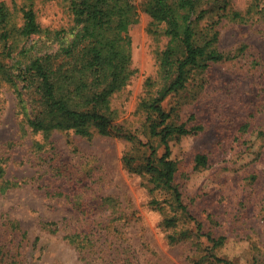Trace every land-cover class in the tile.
<instances>
[{"label":"rangeland","instance_id":"rangeland-1","mask_svg":"<svg viewBox=\"0 0 264 264\" xmlns=\"http://www.w3.org/2000/svg\"><path fill=\"white\" fill-rule=\"evenodd\" d=\"M133 1L132 75L112 96L111 106L117 125L146 141L145 114L138 105L146 78L156 77L168 37L162 26L149 31L143 0ZM228 1L230 10H250L249 19L223 18L218 47L235 56L193 73L186 89L168 100V106L178 103L189 126H201L195 134L170 140V158L177 162L175 180L190 214L202 231L225 238L215 252L235 264H264V0ZM0 2L11 10L13 25L8 39L0 40V180L19 183L0 193V264H209L201 260L210 245L205 237L169 242L171 230L162 223L174 214L169 196L151 191L147 174L124 167L123 156L134 148L126 136L54 131L44 142L27 127L20 101L31 93L21 88L18 61L55 49L58 41L19 35L23 0ZM34 9L49 30L72 24L66 0H34ZM197 154L207 156L205 167L194 168ZM77 195H82L81 209L74 203ZM84 209L91 217L84 218ZM78 228L93 240L83 250L66 238ZM177 229L195 232V225L183 217Z\"/></svg>","mask_w":264,"mask_h":264},{"label":"trees","instance_id":"trees-1","mask_svg":"<svg viewBox=\"0 0 264 264\" xmlns=\"http://www.w3.org/2000/svg\"><path fill=\"white\" fill-rule=\"evenodd\" d=\"M66 1L72 24L55 30L39 24L34 0H23L18 9L22 18V24L16 27L19 35L25 39L40 35L58 41L55 49L32 54L25 63L18 61L17 78L22 83L21 88L31 93L27 101H20L27 127L33 133L42 134L44 142L54 131H72L84 137L93 133L126 136L134 148L133 152L123 156L124 167L128 171L147 174L153 185L151 191L161 189L169 196L166 200L174 214L165 215L162 222L171 230L169 242L190 238L193 234L205 237L210 245L205 248L202 261L235 264L215 252L225 238L202 231L201 222L190 214L183 201L175 180L178 165L170 158L169 142L174 137L195 134L201 126H189L177 109L178 103L168 106L167 102L186 89L193 73L203 72L211 64L235 56L219 49L218 25L223 18L245 23L250 10L245 13L230 10L228 0L142 1V10L151 19L149 31L157 33L162 26L168 41L158 54L156 77L146 78V94L138 105L145 114L146 141H141L117 125L116 110L111 106L112 96L128 84L132 75L128 30L137 21L134 1ZM12 26L11 10L6 3L0 2V40L8 39ZM22 54L26 55L27 50L23 49ZM37 146L41 147L39 142ZM159 148L161 153H158ZM206 165L205 154L194 157L195 169ZM3 173L0 167V178ZM18 184L1 179L0 193ZM74 203L81 209L82 195H77ZM152 204L164 209L160 201L153 200ZM84 211V218L92 215L86 209ZM183 217L194 222L195 232L177 229V223ZM97 223L102 226V220ZM45 224L55 225L54 222ZM90 235L84 228H78L66 238L78 250H83L93 243Z\"/></svg>","mask_w":264,"mask_h":264}]
</instances>
